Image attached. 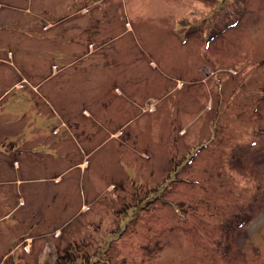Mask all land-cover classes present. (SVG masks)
Returning <instances> with one entry per match:
<instances>
[{
  "label": "rangeland",
  "instance_id": "obj_1",
  "mask_svg": "<svg viewBox=\"0 0 264 264\" xmlns=\"http://www.w3.org/2000/svg\"><path fill=\"white\" fill-rule=\"evenodd\" d=\"M0 264H264V0H0Z\"/></svg>",
  "mask_w": 264,
  "mask_h": 264
},
{
  "label": "crops",
  "instance_id": "obj_2",
  "mask_svg": "<svg viewBox=\"0 0 264 264\" xmlns=\"http://www.w3.org/2000/svg\"><path fill=\"white\" fill-rule=\"evenodd\" d=\"M73 15H70V16H65L63 18H60L58 20H56L55 22H50L48 21V27L49 29L50 28H55L57 26H59L61 24V22H64L65 19H69L71 18ZM43 19H41L42 21ZM76 26H72V28L75 29ZM61 31L65 32L66 33V29H61ZM58 32L59 31H54V38H57L59 35H58ZM91 34V39L88 40L87 42V50H84L83 53H81L79 55V57L74 60V63H79L81 62L83 59L85 58H88L89 56H91L93 53H95L98 50H102L103 47H106L104 44L105 42H102L100 43L99 46H96L94 44V40L96 38V32L95 31H90L89 32ZM95 37H94V36ZM61 41V40H60ZM79 42V38L77 40V43ZM84 55V56H82ZM89 55V56H87ZM87 56V57H85ZM11 58H12V55H11ZM11 63V62H10ZM102 64V63H101ZM92 64L91 63H88V64H84L83 68H87V67H91ZM37 76L39 77V75L37 74ZM50 78V77H49ZM49 78H46V79H43L41 80V83L43 82H49ZM26 82H27V85L30 87V89L33 91L36 89L37 87V84H40V82H34V78H31V79H26ZM89 83V81H87L85 84L87 85ZM118 90V88H116ZM51 91H53L52 89H50ZM54 93H57V91H53ZM120 94L123 93L121 90L119 92ZM43 98H45L43 95H42ZM83 99L87 100V101H91L92 102V107H89V108H83L82 109V112H83V116H84V119H93L94 121H96V118L100 115H98L99 112H101L102 115H104L107 110L109 109L106 104L102 107V105L100 107L97 106V104H99V102H101V98L100 97H91L89 96V93L85 92L83 94ZM104 100L105 97H104ZM103 100V101H104ZM59 107V110H54V116L56 117V121L58 122V125L54 126L51 130V133L54 135L52 137H48V136H45L43 135V133L40 131V129H35L36 132H31V135H30V139L28 141L25 142V146H24V149H22L26 155V160H25V166H30V168L32 166H34L35 164H38V165H41V164H44L43 162V155L41 154L43 152V149L42 148H37V146H40V147H46L48 149V153L46 156H49L51 158V163L53 164H57L59 161L57 159L58 157V153L60 152V146L64 144V138L63 137H58V133L61 131L63 133H67L69 134L71 137H72V129L76 130L79 134H83L84 135V138L85 140H87V138L90 136L91 132L89 130H87V127L85 125H83V127L80 125V122L78 121V119L74 116V115H71L69 116V118H67L66 116H64L63 114V106L60 105V101H58L57 99H55ZM109 103V100L106 101ZM110 102H112L110 100ZM106 115V114H105ZM108 121H111V120H108ZM131 120L129 121H125L124 124L122 125L123 126H128V123L130 122ZM109 124V123H108ZM109 126V125H108ZM125 126V127H126ZM124 128V127H123ZM111 129V128H110ZM34 131V130H33ZM117 131V130H116ZM132 133V132H131ZM117 132H113V130L111 129L109 132H108V137L107 139L110 138V140H113L114 138H117L116 140H120L119 142H122L125 144V146L128 147V142L126 143L124 140L120 139L119 136L116 135ZM114 135H116V137H113ZM76 144L78 145L79 143H82V139H77L76 138ZM89 141V140H87ZM134 142H135V139H134ZM139 141L137 140L134 144H132L131 147H136L137 145H139ZM80 145V144H79ZM93 147V146H92ZM96 147V146H95ZM41 150V151H38V150ZM89 149L91 150L92 148L89 147ZM12 150H17V147L16 146H13V149ZM22 150H19V151H22ZM94 152V151H93ZM61 153V152H60ZM63 154V153H62ZM91 154V153H90ZM64 156V154L62 155ZM16 162H17V165H16V168L20 166V163L17 161V159L15 158ZM50 160V159H48ZM40 161V162H39ZM48 162L46 163V167L48 166L47 165ZM78 165V164H76ZM44 166V167H45ZM55 177H61L60 174H57L54 176V178H52L53 180L55 179ZM59 180V179H57ZM63 181V179L60 178V181ZM61 181V182H62Z\"/></svg>",
  "mask_w": 264,
  "mask_h": 264
}]
</instances>
